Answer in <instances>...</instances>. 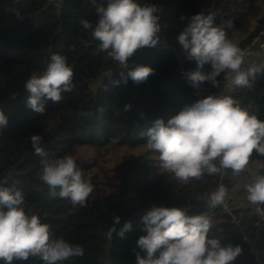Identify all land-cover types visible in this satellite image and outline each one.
<instances>
[{
    "label": "trees",
    "instance_id": "trees-1",
    "mask_svg": "<svg viewBox=\"0 0 264 264\" xmlns=\"http://www.w3.org/2000/svg\"><path fill=\"white\" fill-rule=\"evenodd\" d=\"M106 5L107 0H99ZM155 4L160 16V42L156 47L138 50L121 69L108 51L99 49L91 30L99 16L86 0H0V111L7 125L0 127V186L16 187L25 196V213L36 215L50 225L51 239L63 238L83 248V255L62 264H137L138 239L146 235L142 217L153 206L177 207L188 216L209 211L212 224L209 238L222 247L240 246L241 254L230 264H254L248 246L242 241L222 204L209 209L210 194L220 184L228 195L237 188L231 169L222 174H204L182 184L161 166L160 153L147 147V131L154 121L165 123L185 107L197 102L196 88L186 73L197 63L187 57L177 37L193 15L205 12L215 17L214 26L224 28L228 37L243 50L264 29V0H137ZM13 20L14 24L7 22ZM230 22V25H229ZM66 57L73 70L72 90L62 92V100L42 99L43 114L27 106L25 83L33 72L43 74L51 57ZM137 66L154 69L146 81L128 78L118 86L121 72ZM260 68L249 84L235 87L233 99L264 122V65L246 64L242 70ZM204 72L210 71L205 65ZM219 87L205 82L203 98L217 95L226 84L223 74ZM130 106L128 110L125 107ZM40 135L45 156L35 154L31 137ZM71 155L83 178L94 186L85 206L73 205L68 198L52 194L40 179L42 159ZM252 161H264L255 151ZM260 175H264V170ZM120 222L114 225V218ZM130 222L131 231L118 233ZM115 226L112 239L106 233ZM161 249L160 251H162ZM160 251L156 253L159 257ZM13 264H43L39 257Z\"/></svg>",
    "mask_w": 264,
    "mask_h": 264
},
{
    "label": "clouds",
    "instance_id": "clouds-1",
    "mask_svg": "<svg viewBox=\"0 0 264 264\" xmlns=\"http://www.w3.org/2000/svg\"><path fill=\"white\" fill-rule=\"evenodd\" d=\"M161 11L158 5H141L137 0H107L106 5L96 7L99 19L94 25L88 20H81L80 24L83 29L91 30L101 51H108L114 61L124 65L138 50L156 47L160 42L157 34ZM180 19H188V23L176 39L188 59L197 63L196 70L185 74L193 88L199 89L205 82L219 87L217 78L221 74L226 84L248 86L249 77L254 78L260 68L242 70L246 50L239 47L238 41L230 39L223 27L214 26L213 15L196 14ZM205 65L210 66V71H203ZM151 74H154L151 67L137 66L127 71L126 76L121 72V80L114 84H126L128 78L142 83ZM72 78L73 70L66 57L52 55L46 71L33 72L25 83L29 93L27 106L43 114L42 99L59 103L62 92L72 90ZM129 107L126 105L125 110ZM7 123V117L0 111V127ZM147 136V147L160 153L161 166L182 184L201 179L205 173L222 174L226 169L239 175L254 151L264 156V122L230 95H209L185 107L167 123L157 119ZM30 139L35 154L45 156L43 138L33 135ZM41 164L40 179L53 195L59 188L61 198L70 199L74 206H85L94 186L83 178L73 156L42 159ZM246 190L250 203L264 204V175L256 174ZM227 195V187L220 184L210 194L208 208L223 204ZM24 202L22 190L0 186V260L4 264L33 257H39L43 264H62L83 255L81 246L63 238L51 239L50 225L41 223L36 215H27ZM142 221L146 235L138 239L136 246L146 254L136 253L137 264H230L242 252L240 246L222 247L217 239L209 238L212 224L209 211L188 216L183 208L153 206ZM119 222L120 218L115 217L114 225ZM131 229V223H125L118 235L125 238V233ZM115 231L113 226L106 233L107 237L112 239Z\"/></svg>",
    "mask_w": 264,
    "mask_h": 264
},
{
    "label": "built area",
    "instance_id": "built-area-1",
    "mask_svg": "<svg viewBox=\"0 0 264 264\" xmlns=\"http://www.w3.org/2000/svg\"><path fill=\"white\" fill-rule=\"evenodd\" d=\"M50 1L57 4L61 0ZM86 1H88L95 10L98 5H102L99 0ZM243 50H246L247 55L245 56L241 68H244L252 59L258 61L264 58V29H262ZM117 63L121 69H127L128 67V62L124 65H121L119 62ZM223 88L224 85L220 88V91ZM196 94L200 100L203 99L202 89H196ZM222 206L230 215L232 223L239 232L242 241L248 246L250 254L253 256L254 264H264V204H252L251 210L239 208L234 204L229 195H227Z\"/></svg>",
    "mask_w": 264,
    "mask_h": 264
},
{
    "label": "crops",
    "instance_id": "crops-1",
    "mask_svg": "<svg viewBox=\"0 0 264 264\" xmlns=\"http://www.w3.org/2000/svg\"><path fill=\"white\" fill-rule=\"evenodd\" d=\"M248 64L249 65H253V64H263L264 65V58H261L258 61L257 60L255 61L254 59H252L248 62ZM263 170H264V161H252L249 159V163L246 166L245 170L242 171L237 176V180H238L237 188L233 190V193L229 194V197L232 199V201L234 202L236 206H238L239 208H246L248 210H251L252 203H250L247 200V190H246L245 184H246V181L248 180H251L253 182L254 176L256 174L260 175ZM242 175L244 176L242 177ZM240 184L242 185L239 187ZM246 185H248V183Z\"/></svg>",
    "mask_w": 264,
    "mask_h": 264
},
{
    "label": "water",
    "instance_id": "water-1",
    "mask_svg": "<svg viewBox=\"0 0 264 264\" xmlns=\"http://www.w3.org/2000/svg\"><path fill=\"white\" fill-rule=\"evenodd\" d=\"M201 14L205 15V12H202ZM8 25L14 24L13 20H9L7 22ZM235 93V87L230 84H225L224 88L217 94V95H230L233 98V95ZM0 264H4V261L0 260Z\"/></svg>",
    "mask_w": 264,
    "mask_h": 264
},
{
    "label": "rangeland",
    "instance_id": "rangeland-1",
    "mask_svg": "<svg viewBox=\"0 0 264 264\" xmlns=\"http://www.w3.org/2000/svg\"><path fill=\"white\" fill-rule=\"evenodd\" d=\"M262 161H263V160H262ZM261 163H262V162H261ZM261 173H262V172H261ZM243 176H244V175H242V177H243ZM251 182H252L251 180H248V181H246V184H247V183L249 184V183H251ZM246 184H245V186H246ZM241 185H242V184H240L239 187H240Z\"/></svg>",
    "mask_w": 264,
    "mask_h": 264
}]
</instances>
